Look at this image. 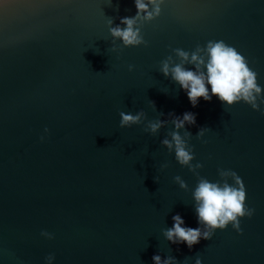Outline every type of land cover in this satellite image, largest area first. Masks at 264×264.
I'll list each match as a JSON object with an SVG mask.
<instances>
[{
	"label": "water",
	"instance_id": "obj_1",
	"mask_svg": "<svg viewBox=\"0 0 264 264\" xmlns=\"http://www.w3.org/2000/svg\"><path fill=\"white\" fill-rule=\"evenodd\" d=\"M161 8L142 28L147 47L116 41L113 52L109 20L135 16L134 0H0V264H46L49 255L52 264H154L156 254L177 264H264V104L229 108L213 96L193 107L159 71L173 49L223 40L264 89V0H165ZM141 110L144 124L119 127L121 111ZM185 112L196 116L185 130L199 177L236 172L255 210L240 220L242 234L229 225L191 249L162 232L176 214L201 227L198 176L162 147L171 123L155 136L144 131L149 120ZM201 128L210 130L197 139Z\"/></svg>",
	"mask_w": 264,
	"mask_h": 264
},
{
	"label": "clouds",
	"instance_id": "obj_2",
	"mask_svg": "<svg viewBox=\"0 0 264 264\" xmlns=\"http://www.w3.org/2000/svg\"><path fill=\"white\" fill-rule=\"evenodd\" d=\"M164 3L165 0H134L135 16L124 17L120 20V25L125 27L113 26V21L110 19L111 51L120 50L116 41H120L123 48L142 45L147 47L148 43L144 39L142 28L145 23H150L161 15V6ZM172 51L173 55L167 56L160 62L159 71L165 78L171 77L186 92L193 107L198 106L201 98L210 102L215 96L229 108L243 102L253 111H260V105L264 104V95H262L264 89L258 84V74L249 67L248 60L235 47L226 44L223 40H210L203 47L198 44L191 52L181 48ZM189 65L191 68L188 67ZM128 70L133 71L134 66L129 65ZM151 107L156 111L155 103L152 101ZM261 114L264 115V112ZM159 115L162 116L163 113ZM119 116L121 129L144 124L147 120L143 110L135 114L121 111ZM169 117V120L147 121L144 131L155 136L169 123L174 127V130L168 133L170 139L164 138L161 145L169 153L174 152L175 159L180 166L187 167L189 171L198 176V183L193 191V200L198 224L201 227L184 226L185 221L181 215L176 214L172 217L173 226L163 230V237L172 244L184 243L191 249L201 239L211 240L217 230H224L229 225L238 234H242L240 220L251 219L255 211L246 206L247 193L242 179L236 172L223 169L218 170L220 180L217 182H210L204 177H199L198 170L203 165L192 164L195 159L193 148L189 146L192 136L185 130V125H195L196 116L194 113L185 112L182 118L173 113H169ZM207 130L210 129L201 128L196 138L201 139ZM144 151L148 153L147 145ZM167 167V164L162 165L161 171ZM155 180L158 183L157 177ZM229 180L233 183L230 184ZM174 181L182 190H188V185L179 175L174 177ZM41 236L49 240L54 238L46 231L41 232ZM54 258V255L47 256L46 264H52ZM152 260L154 264H177L171 256L162 259L159 254L154 255ZM196 264H201L199 258L196 259Z\"/></svg>",
	"mask_w": 264,
	"mask_h": 264
}]
</instances>
